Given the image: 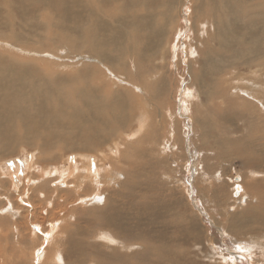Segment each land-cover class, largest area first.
<instances>
[{
    "label": "bare ground",
    "instance_id": "6f19581e",
    "mask_svg": "<svg viewBox=\"0 0 264 264\" xmlns=\"http://www.w3.org/2000/svg\"><path fill=\"white\" fill-rule=\"evenodd\" d=\"M116 1V7H122V17L118 15L109 16L110 0H0V12L3 16L0 18V26H9V30L5 31L4 34L0 32V48L10 47L11 50L30 54L31 52L42 53L47 47L48 53L50 52L47 55L49 58L58 55V51L68 52L65 53L66 62L56 61L53 65L55 67L74 66V63L82 61L84 56L85 59L81 64L85 61L97 63L98 66L105 68V73L109 72L114 77L115 73L123 74L137 65L140 71L145 70L148 81H154L153 91L155 93L160 91L165 95L171 85L170 75L173 73L172 62L168 61L170 59L168 56H170V47L174 38L170 42L167 38L171 36L175 27L174 21L178 12L177 7L174 5L175 1ZM189 2L191 16L193 17L189 32H191L194 39H192L193 42L186 45L188 46V53L194 55L191 60H187L186 67L188 68V76L191 79H189L190 87L187 86L188 89L185 92L190 91L188 92L189 96H192L191 92L194 96V92L198 89L197 91L206 96L203 101L206 103L208 99L225 96L231 90H235V94L238 91H243L251 96L250 98H253V102H257L256 107L260 105L257 108L260 112H263L264 98H261L262 96L259 98L255 96V93H250L252 91H249L250 86L246 90L243 87H236V82L240 79L239 76L234 79L230 77L224 81L220 79L228 77L225 75L230 72L234 75V70H238L240 66L248 68L251 72H259L264 78V0H189ZM108 27H113L116 31L107 34ZM202 27H208L209 37L203 36ZM156 32L159 33L160 37L155 34ZM158 41L163 43L162 46L165 47V50L156 54L151 52V48L153 45H157ZM56 42H61L62 45L60 47L54 46ZM73 52L82 56L72 55ZM117 56L128 63V69H120V62L116 60L118 59ZM56 58H59V56ZM91 58L94 60H91ZM159 59L161 61L160 65L156 64V60ZM45 61L48 66L52 64V60H48V58ZM194 68L196 69L193 70ZM226 68H228L229 73ZM178 71L177 69L175 74H179ZM62 73H64L62 69L58 68L54 71L50 68L45 78L32 64L0 58V156L4 155L8 159L12 158L11 156L17 155L16 152L21 145L28 147L30 150L32 149L31 152L39 154L34 161L32 158L23 155L20 170H17L15 165L8 167V170L4 171V174L9 176L8 180L10 181L7 182H9L10 187L13 185L17 188V185L20 184L19 178H17L18 174L23 170L25 175L23 181L28 179L26 175L33 164V168H36V171L38 170L36 172L38 174L33 177L32 183L35 185L42 183L37 189H43L46 192V195L42 196L45 197L43 202L50 201L52 204L49 211L52 212L54 209L59 208L60 211L64 212L63 217L75 221L71 224L74 226L72 231H69L71 229L65 226L68 236L62 243H67V247L65 248L62 243L58 247V249H61L55 250L54 247L48 257V264H61L63 257V259H67V263L64 262L66 264H78V262L79 264H85L87 259L95 264H126L110 262L113 257L118 255L116 254L117 249L113 247H111L110 253H103L102 251L95 259L96 257L88 251L86 239L88 235L93 234L92 241L100 244L95 240L98 232L101 236L99 238L102 240L106 239L108 241L109 239L103 234L111 235L110 240L113 239L112 236L116 240L120 239L119 235L122 231L123 220L126 218L128 211L131 217L130 220L134 219L135 226H139V223L143 221H139L140 219H146L148 222L154 223L156 228H153L155 225L149 228L148 241L142 242L143 238L138 237L137 245H140L143 250L134 252L130 256L126 255L116 261H126L128 264H132V260H135L133 264H152L154 260L155 264H178V261H173L171 247L169 246L173 245L170 244L172 237L166 232L168 224L164 216L165 212L162 210L163 207L158 205L160 201L158 203L155 201L157 197L153 196L154 193L151 188L140 186L143 183L147 185L148 176H154L153 168L149 167L151 170H147L145 164L138 161L140 158L144 159L147 151L150 152L152 149V135L143 132L140 138L130 140L132 135L128 138L125 136V139L120 138L123 141L115 143L114 148V154H117L115 158L116 165L106 167L110 155L105 152V148L114 141L113 138L117 139L115 136L125 128L126 118L120 114L116 107L108 103L95 102L84 94H62L60 96L49 89L51 85L47 81L53 80L55 75ZM106 75L112 81L107 73ZM65 82L66 78L60 77L53 83L54 86H57ZM114 85L118 86L117 84ZM252 86L255 87V84H252ZM92 91L95 92L94 89ZM150 97L158 99L153 95V92L150 93ZM228 98L230 99V97ZM230 102L232 103V100ZM221 104H219V110L217 109L219 112L215 110L214 115L218 117L216 123H213L211 118L207 119V116L203 115V117L201 114L200 119L196 118L197 130L201 131L203 136L206 133L205 124L212 123L220 126L224 132H226V129L231 130L233 128L232 123L228 126L225 125L226 117H229L231 113L227 111L228 108L224 107V104V106ZM148 105L151 104L148 103ZM151 107L152 105L149 109H140V112L144 114L143 119L146 128L148 127L149 112H157L156 108L152 109ZM247 107V104L243 106V110H247ZM157 114H160V112ZM202 118L205 119V122ZM66 128L67 130H65ZM104 128H108L110 131H105ZM149 128H153V125H150ZM253 128L257 127L249 123L247 131H255ZM78 130H81L82 134L71 137L70 132ZM124 132L127 133V130ZM215 135L209 136L208 139L213 140L216 145L225 143L226 138L222 139L216 133ZM255 138L247 140V142L246 139L248 138L244 137V141L247 143L245 142L244 150L242 149L244 146L240 147L243 150L240 153L243 155H236L242 157L244 159L242 163L250 165L252 171L262 169L261 167L264 166V155L259 154L262 152L259 150L262 147L259 148L260 142L257 143L258 138L256 140ZM141 143H145L146 147H141ZM126 145H129L127 150L132 154L124 151ZM160 146L162 147V145ZM139 147H141V152ZM256 147L259 149H256ZM22 151L25 150L22 149ZM228 151L226 154L231 156ZM251 151L252 154H249ZM135 156L138 162L130 159ZM8 159H5V161ZM102 168L103 171H101ZM39 170L42 171L40 176ZM54 176L60 177L57 184L62 188L45 189L47 186L50 188L51 185L58 186L56 182H50V179L47 178ZM66 178L68 179L67 182L64 181ZM107 180L114 188H111V186L110 188H104ZM2 181L5 185V180ZM97 183L100 185L95 190L94 187ZM24 184L27 183L24 182L22 185ZM138 187H144L142 195L137 193ZM165 188V190L170 191L169 187ZM39 190H36V192ZM238 191L237 189L236 193ZM59 193L62 196H58ZM256 194L253 191L251 196L258 197ZM47 196L48 200H46ZM143 197L144 200H141ZM168 197H170V193L167 194V199L164 202L162 201L164 206L171 203L174 205L173 200L168 199ZM79 199L80 201H77ZM98 201L103 202V206L97 209L93 208L90 213L86 212L87 210H77L79 204L97 206ZM128 201L132 205H127V207L126 202ZM68 203L71 208L66 209ZM147 209L152 210V212L148 213ZM263 210L264 208H262ZM240 213L244 214L245 212ZM250 213L244 217L264 221V212L253 211ZM96 214L99 216L98 218L95 217ZM82 217L84 221L80 223ZM244 217L242 216L241 220H245L249 224ZM236 218H238L235 219L237 221L240 217L237 215ZM12 219L15 220L16 218L13 216ZM60 221L63 223L62 220ZM14 222L18 223L17 221ZM92 223L97 226L98 231L92 229ZM13 225L15 226V224ZM17 226L19 229L20 225ZM147 227L149 225L145 228ZM150 242L155 244H150ZM114 243L111 245H114ZM129 245H127V248H130ZM134 245L136 247V244ZM46 257L44 258L46 259ZM137 258L140 259L139 262Z\"/></svg>",
    "mask_w": 264,
    "mask_h": 264
},
{
    "label": "rangeland",
    "instance_id": "374dc122",
    "mask_svg": "<svg viewBox=\"0 0 264 264\" xmlns=\"http://www.w3.org/2000/svg\"><path fill=\"white\" fill-rule=\"evenodd\" d=\"M174 1V5L177 7L178 12L174 21V30L171 36L167 38L168 42L174 38L172 39L173 43L170 47L171 53L170 56H168L170 58L168 61L172 62L173 73L170 75L171 85L165 95L160 91L158 93L153 91L154 81H148L145 76V70L140 71L137 65L123 74L115 73V77L109 72H106L112 79L111 81L104 71L105 68L98 66L97 63L85 61L81 64L85 59L84 56V59L80 62H75L74 66H53L56 61H62V63L66 62L65 53L68 52L58 51V55L49 58L47 55H49L50 52L48 53L47 47L42 53L31 52L30 54L11 50L10 47H5L4 49L0 48V58H8L11 61L19 63L32 64L45 76V78L50 68L54 71L58 70V68L60 70L62 69L64 73L57 74L53 80L47 81L51 85L49 89L60 96H62V94H84L95 102L108 103L118 109L120 114L126 118V126L115 136L117 139L113 138L114 141L105 148V152L110 155L109 161L106 162V167L115 164L117 154H114V148L115 143L123 141V139L120 138L125 139V136L128 138L130 135H132L130 140L140 138L143 132L152 135V149L150 152L147 151L144 159L140 158L138 161L144 163L147 170L150 169L149 167H151V169L153 168L154 176H148L147 185L143 183L140 186L151 188L154 193L153 196L157 197L155 201L157 203L160 201L158 205L163 207L162 210L165 212L164 216L168 224L166 232L172 237L170 244L173 245L169 246L171 247L174 262L178 261V264H184V262L185 264H264V221L256 218H245L247 214L249 215V213L253 211H259L260 213L264 212V210L262 211V208H264V166L261 167L262 169L252 171L250 165L242 163V160H244L242 157L236 156L243 155L240 151H243L246 143L255 137V140L258 138L256 142H260L259 148L260 146L262 147V149H259L257 145L256 149H259L260 152L262 151L259 153L260 155H264V111L260 112L258 110L260 105H257V108V102H253V98H250L251 96L243 91H236L237 93L235 94V90H231V93L227 92L225 96L208 99L206 103L203 102L206 96H203V94L197 91L198 89H195L196 91L194 92L196 94H194V96L197 98L193 96L192 92V96H189L190 94L188 92L190 91L185 92V90L188 89L187 86L190 87L189 79H191V77L188 76V68L186 67L187 60H191L194 55L191 53L189 54V51H187V45L193 42L192 39H194L191 32H189L193 17L190 12L191 5L189 0ZM116 4V0H110L109 16L118 15L122 17V7L117 8ZM2 17L0 12V18ZM8 30L9 26H0V32L3 34ZM201 30L203 31V36L207 37L209 33L208 27H202ZM115 31V28L108 27L107 34ZM155 34L160 37L158 32ZM61 45V42H56L54 44V46L58 47ZM162 45L163 43L158 41L157 45H155L156 47L153 45L151 48V52L157 54L164 51L165 47ZM71 49L75 51L72 47ZM73 54L77 55L76 52H73L72 55ZM58 56L59 58H56ZM118 57L119 56L116 58ZM47 58L48 60H52L50 66L46 64L45 59ZM91 60L94 59L91 58ZM116 60L120 62V69L125 70L129 68L128 63L123 61V59L118 58ZM156 64H161L160 59L156 60ZM177 69L179 70V74H175ZM195 69L196 68L193 70ZM226 70L228 71V68H226ZM225 76L228 77H223V79L221 78L220 80L224 81L230 77L234 79L239 76L238 78L241 80L239 79V81L236 82V87H243L246 90L250 86L249 91L252 90L250 93H255L256 97L260 98L262 96L261 98H264V78L261 73L251 72L248 68L240 66L238 70H234V75L230 72ZM60 77L66 78V82L54 86L53 82ZM257 80L260 83H257ZM252 84H255V87L252 86ZM135 86L140 89H137ZM92 89H94L95 92L92 91ZM151 92H153V95L158 99L151 98ZM228 97H230V99ZM228 99L230 101L232 100V103L230 101L228 102ZM192 100H195L196 103ZM250 101H252V103H250ZM148 103L152 105V109L156 108L157 112H149L148 127L146 128L143 119L144 114L140 112V109H149L151 105H148ZM220 103H222L221 105L224 104L225 106H223L228 108V110H226L231 113L229 117H226L225 125L228 126L232 123L233 128L231 130L226 129V132H224L223 128L220 126H216L212 123L208 125L205 124L206 133L205 136H203V133L197 130L196 118L198 117V119H200L201 116L204 115L205 117L207 116V119L211 118V121L216 123L218 117L214 114L215 110L219 112L218 107ZM245 103L248 106L247 110H243V106H246ZM254 109H256L255 112H253ZM244 111L247 114H244ZM158 112H160V114H157ZM202 120L205 122L204 118H202ZM249 120L250 122H248ZM164 121L165 123H163ZM249 123L257 127L253 128L255 131H247ZM150 125H153V128L150 129ZM65 130H67V128ZM104 130L110 131L108 128H104ZM125 130H127V133L124 132ZM215 133L222 139L226 138L225 143H222L223 145L217 144V146L213 140L208 139L211 135L216 136ZM80 134H82L81 130L70 132L71 137H77ZM250 136L252 137L249 138ZM244 137L248 138L246 139V141L248 140L247 142L244 141ZM141 145V147H146L145 143H141ZM160 145H162V147ZM128 146L129 145L125 146L124 151L128 152ZM141 147H139L140 152ZM240 147H243V150H241ZM22 149L25 151L23 152ZM31 151L32 149L30 150L28 147L21 145L20 149L16 152L17 155L11 156L12 158L8 159L4 155L0 156V184L3 182L2 180H5L6 184L8 183L7 185H3V183L0 185V264H48V257L51 255L53 248L55 247V250L61 249H58V247H60V244L65 241L68 236L65 226L71 229L69 231H72L74 227L71 225L73 224V219L63 217L64 212L60 211L59 208L50 212L49 209L52 207L50 201H46L47 203L43 202L45 197L42 195H46V192L43 189H37L42 183L39 185L32 183L33 177L38 174H36L38 170L36 171V168H33V164L32 168L30 166V171H28L26 175L28 176V179H25L26 181H23L25 176L23 170V174L22 172L18 174L17 178H19L21 185H17V188L13 185L10 187L9 182H7L10 181L8 180L9 176H6L7 174L5 175L4 171L8 170V167L14 165L17 170H20L22 167L20 162L22 161L23 155L32 158L33 161L36 160L39 154L37 155ZM227 151L231 156L226 154ZM128 153L132 154V152ZM234 153L236 154L232 155ZM249 154H252V151L249 152ZM5 159L8 160L5 161ZM130 159L137 161L136 156ZM103 170L102 168L101 171ZM40 171L41 170H39V176L42 173V171ZM55 177L56 176L47 178L50 179V182H56L57 184L60 177ZM67 180V178L64 179L66 182ZM100 181L102 182L103 180ZM24 182L27 183L24 184L25 186L22 185ZM57 185L58 186L51 185L50 188L48 186L44 188L48 190H53L54 187H58L59 189L62 188L59 184ZM99 185L100 184L97 183L94 189L97 190ZM104 185L105 189L110 188V186L114 188L112 184L108 183V180ZM115 186H117V184H115ZM144 187H138L137 193L142 195L144 193ZM165 187H169L170 191L165 190ZM252 188L255 189L253 190ZM237 189L239 191L236 193ZM36 190L39 191L36 192ZM253 191L257 193L256 195L258 197H255V195L251 196ZM30 192L33 193L32 196H30ZM168 193H170L168 199L173 200L174 205L171 203L164 206L162 201L164 202V200L167 199ZM58 196L62 195L59 193ZM257 198V201H261V203L256 201ZM46 200H48V196ZM141 200H144V197ZM77 201H80V199ZM79 205L77 210H87L86 212L90 213L93 208H101L103 202L98 201L97 206L90 204ZM127 205L131 206L132 203L128 201L126 202V206ZM69 208H71V206L68 203L66 209ZM147 211L148 213L152 212L150 209H147ZM147 211L145 210V212ZM240 212L245 213L242 214ZM126 214L127 216L123 220L122 231L119 235L120 239L116 240L112 236L113 239L110 240L111 235L103 234L109 239L108 241H106V239L102 240L99 238L101 236L98 232L95 240L100 244H97L91 239L93 238V234L88 235L86 239L88 251L96 257L95 259H97L99 253L102 251L103 253H110L111 247H113L117 249L116 254L118 255L113 257V260L110 262L128 264L126 261L116 260L126 255L130 256V254L138 252L141 249L143 250L140 245H137L138 237L141 236L143 238L142 242L148 241L149 228L153 227L155 224L148 222L146 219H140L139 221H143L139 223V226H135V223H133L134 219L130 220L129 211ZM237 215L240 218L236 221L235 219H238L236 218ZM11 216H14L16 219H12ZM242 216H245L244 218L248 220L249 224L245 222V220H241ZM95 217L98 218L99 216L96 214ZM22 219L24 222L21 221ZM59 219L62 220L63 223ZM14 221L18 223L16 224ZM82 221H84L83 217L80 219V223H82ZM33 222L36 223L32 224ZM235 222L238 224H235ZM13 224H15V226ZM170 224L171 226H169ZM17 225H20L19 229ZM147 225H149V227L145 228ZM153 228H156V225ZM239 228L241 230H238ZM92 229L97 230L98 228L92 223ZM123 230L124 233L122 234ZM113 242H115L114 245H111ZM151 243L155 244L154 242H150V244ZM129 244L133 245L130 246ZM134 244H136V247ZM62 245L65 246V248L67 247V243H62ZM127 245H129L130 248H127ZM45 256H47L46 259L44 258ZM63 258L61 264H66L67 259ZM137 260L138 262L140 261L138 258ZM133 262L135 263V260H132L131 263L133 264ZM85 264L95 263L87 259ZM152 264H155L154 260Z\"/></svg>",
    "mask_w": 264,
    "mask_h": 264
}]
</instances>
